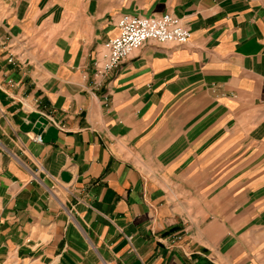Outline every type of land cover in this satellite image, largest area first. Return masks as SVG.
Here are the masks:
<instances>
[{"label": "crops", "instance_id": "1", "mask_svg": "<svg viewBox=\"0 0 264 264\" xmlns=\"http://www.w3.org/2000/svg\"><path fill=\"white\" fill-rule=\"evenodd\" d=\"M0 264H264V0H0Z\"/></svg>", "mask_w": 264, "mask_h": 264}, {"label": "built area", "instance_id": "2", "mask_svg": "<svg viewBox=\"0 0 264 264\" xmlns=\"http://www.w3.org/2000/svg\"><path fill=\"white\" fill-rule=\"evenodd\" d=\"M115 25L117 33L103 41L94 53L93 80L96 84L149 41L183 45L190 38V30L181 18L167 12L149 16L123 13ZM32 139L41 142V135L34 134Z\"/></svg>", "mask_w": 264, "mask_h": 264}, {"label": "water", "instance_id": "3", "mask_svg": "<svg viewBox=\"0 0 264 264\" xmlns=\"http://www.w3.org/2000/svg\"><path fill=\"white\" fill-rule=\"evenodd\" d=\"M48 120L44 116H39L34 123L33 131L39 134L42 131L43 126L47 124Z\"/></svg>", "mask_w": 264, "mask_h": 264}]
</instances>
